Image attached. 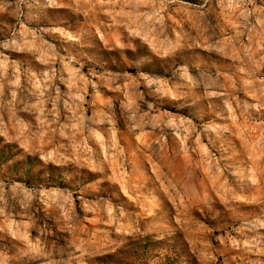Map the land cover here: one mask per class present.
<instances>
[{"label":"rangeland","instance_id":"374dc122","mask_svg":"<svg viewBox=\"0 0 264 264\" xmlns=\"http://www.w3.org/2000/svg\"><path fill=\"white\" fill-rule=\"evenodd\" d=\"M0 264H264V0H0Z\"/></svg>","mask_w":264,"mask_h":264}]
</instances>
